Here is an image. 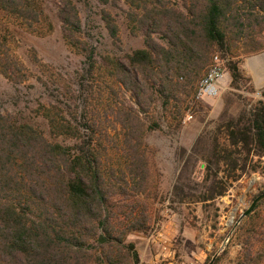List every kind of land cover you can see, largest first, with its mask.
Wrapping results in <instances>:
<instances>
[{
	"label": "trees",
	"instance_id": "1",
	"mask_svg": "<svg viewBox=\"0 0 264 264\" xmlns=\"http://www.w3.org/2000/svg\"><path fill=\"white\" fill-rule=\"evenodd\" d=\"M124 2L127 27L144 36V46L98 61L73 0H0L3 77L21 83L32 76L14 52V30L51 32L49 3L56 5L65 44L83 57L80 106L68 105L66 112L55 104L39 107L49 136L0 111V264H139L127 234L145 232L149 221L141 196L151 169L145 136L157 127L153 119L146 123L152 103H175L207 73L215 53L224 58L240 42L246 52L264 48L255 40L264 30V0ZM101 19L119 40L110 12L102 10ZM31 60L41 65L33 49ZM227 66L237 84V61ZM103 92L104 101L89 103ZM261 97L236 115L222 112L204 157L209 183L188 194L189 201H213L242 175L264 169V90ZM175 192L183 193V185Z\"/></svg>",
	"mask_w": 264,
	"mask_h": 264
},
{
	"label": "rangeland",
	"instance_id": "2",
	"mask_svg": "<svg viewBox=\"0 0 264 264\" xmlns=\"http://www.w3.org/2000/svg\"><path fill=\"white\" fill-rule=\"evenodd\" d=\"M73 1L79 11L83 36L94 47L98 61L104 55L122 58L144 46V36L132 35L127 27L128 6L124 0H108L105 4L98 0ZM54 4H48L47 13L53 25L48 34L39 36L22 29L14 30V52L32 76L15 83L0 74V111L31 123L46 136L49 129L38 111L40 106L55 104L66 112L68 105L77 107L81 103L78 89L83 57L65 44ZM102 10L114 17L119 40L108 34L101 19ZM256 39L264 42V30ZM245 48V43L240 42L224 58L219 53L214 54L224 73L215 96H198L205 76L201 73L190 91L182 92L169 107L165 108L161 99L151 105V118H147L146 123L151 124L153 119L157 127L145 136L151 169L141 196L149 221L145 232L127 234V240L135 243L139 264H264V199L239 219L253 199L264 192V169L242 175L232 182L225 195L213 201L193 202L187 197L190 193L204 191L205 183H209L204 180V157L210 152L211 139L222 112L236 115L243 107L249 108L262 98L264 87H257L248 64L251 57L264 53V48L257 52H246ZM32 49L41 65L32 62ZM230 59L237 61L241 71L237 84H232L227 69ZM213 63L212 57L210 66ZM257 65L259 77H264V61ZM97 95L91 96L89 103L97 105L106 98L105 92L100 99L95 98ZM128 96L126 92L129 101ZM57 140L64 142L61 138ZM66 143L70 144L68 140ZM177 184L183 185V193L175 192Z\"/></svg>",
	"mask_w": 264,
	"mask_h": 264
},
{
	"label": "built area",
	"instance_id": "3",
	"mask_svg": "<svg viewBox=\"0 0 264 264\" xmlns=\"http://www.w3.org/2000/svg\"><path fill=\"white\" fill-rule=\"evenodd\" d=\"M214 63L211 64L210 68L208 69L207 73L203 77L199 89H198V96H208L213 97L217 94L221 87V80L223 79L224 73L219 65V58L217 55L213 56ZM166 249L165 245L162 247Z\"/></svg>",
	"mask_w": 264,
	"mask_h": 264
},
{
	"label": "bare ground",
	"instance_id": "4",
	"mask_svg": "<svg viewBox=\"0 0 264 264\" xmlns=\"http://www.w3.org/2000/svg\"><path fill=\"white\" fill-rule=\"evenodd\" d=\"M261 60L264 61V53L251 57L249 59V64H248L251 68V71L253 72L254 80H255L257 87H264V77H259L258 75L259 67L257 64Z\"/></svg>",
	"mask_w": 264,
	"mask_h": 264
},
{
	"label": "water",
	"instance_id": "5",
	"mask_svg": "<svg viewBox=\"0 0 264 264\" xmlns=\"http://www.w3.org/2000/svg\"><path fill=\"white\" fill-rule=\"evenodd\" d=\"M262 54V53H261ZM264 199V192L258 194L253 201L251 202L250 205H248L249 207L240 215L239 219L242 218L243 216L247 215L249 212H251L254 207L256 206V204L260 201Z\"/></svg>",
	"mask_w": 264,
	"mask_h": 264
}]
</instances>
